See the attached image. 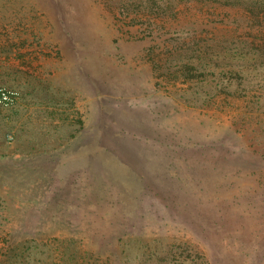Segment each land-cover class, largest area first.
<instances>
[{
	"label": "rangeland",
	"instance_id": "1",
	"mask_svg": "<svg viewBox=\"0 0 264 264\" xmlns=\"http://www.w3.org/2000/svg\"><path fill=\"white\" fill-rule=\"evenodd\" d=\"M129 2L0 0V264H264V0Z\"/></svg>",
	"mask_w": 264,
	"mask_h": 264
},
{
	"label": "trees",
	"instance_id": "2",
	"mask_svg": "<svg viewBox=\"0 0 264 264\" xmlns=\"http://www.w3.org/2000/svg\"><path fill=\"white\" fill-rule=\"evenodd\" d=\"M153 1H156V0H138V2H140V3H152ZM132 2H135V0H130L129 3H132ZM136 15L133 18H135ZM238 30H239V28L236 27L234 29V32H236ZM221 38L222 37H217L216 36L215 37V42H218L219 46L221 45V47H222V43H223L224 40H222ZM230 40L231 41L229 43L232 44L231 50L233 51L232 58L235 59V60L237 59L236 67L238 68L239 72H244V69L247 68L248 63L250 62V58L246 60V57H244V55L247 54V53H250V51H249V49H247L246 44H244L243 42L239 41L240 39H237V38L234 39V35L233 36L231 35ZM253 54H256V53H253Z\"/></svg>",
	"mask_w": 264,
	"mask_h": 264
}]
</instances>
